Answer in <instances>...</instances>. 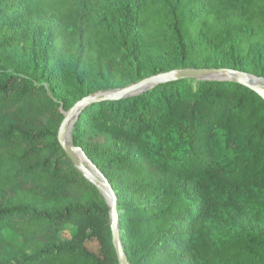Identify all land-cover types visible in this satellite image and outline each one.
Wrapping results in <instances>:
<instances>
[{
  "label": "trees",
  "instance_id": "trees-1",
  "mask_svg": "<svg viewBox=\"0 0 264 264\" xmlns=\"http://www.w3.org/2000/svg\"><path fill=\"white\" fill-rule=\"evenodd\" d=\"M214 50L264 76V0H0V264H119L107 201L58 141L60 107L112 80L222 68ZM72 142L115 192L129 264H264V229L207 228L264 218L251 88L182 78L92 101Z\"/></svg>",
  "mask_w": 264,
  "mask_h": 264
},
{
  "label": "water",
  "instance_id": "water-1",
  "mask_svg": "<svg viewBox=\"0 0 264 264\" xmlns=\"http://www.w3.org/2000/svg\"><path fill=\"white\" fill-rule=\"evenodd\" d=\"M182 78H193L198 80H230L243 84L264 98V77L237 71L231 68H187L174 69L150 76L136 83L130 84L115 91H103L88 95L76 101L68 110L60 109L63 120L58 130V141L65 153L88 179H90L103 193L109 206V217L111 227L112 245L119 264H129L123 251L120 240L119 213L117 210V199L114 190L105 176L87 157L82 148L75 146L72 142V131L77 118L80 116L84 106L92 101L120 99L135 96L151 89L157 84L170 82ZM71 141L68 142V135Z\"/></svg>",
  "mask_w": 264,
  "mask_h": 264
},
{
  "label": "rangeland",
  "instance_id": "rangeland-1",
  "mask_svg": "<svg viewBox=\"0 0 264 264\" xmlns=\"http://www.w3.org/2000/svg\"><path fill=\"white\" fill-rule=\"evenodd\" d=\"M211 61L215 62L219 67L220 65H224L225 68H231V62L229 61L228 57L223 55L221 52L214 50L212 53ZM257 77H264L258 76ZM125 85H121L116 81H109L106 87H95L92 88L91 94H96L103 91H115L117 89L123 88ZM91 89V88H90ZM60 109L64 110L61 106ZM208 231L211 235H218V236H231L234 235L238 229H242L245 231H255L259 232L264 229V218L250 213L245 215L243 218L235 221V220H226L223 221L221 224H211L208 225ZM87 247L96 252L100 253V246L96 240L89 241L87 243Z\"/></svg>",
  "mask_w": 264,
  "mask_h": 264
},
{
  "label": "bare ground",
  "instance_id": "bare-ground-1",
  "mask_svg": "<svg viewBox=\"0 0 264 264\" xmlns=\"http://www.w3.org/2000/svg\"><path fill=\"white\" fill-rule=\"evenodd\" d=\"M67 140H68V142H70V141H71V135H70V134L68 135V138H67Z\"/></svg>",
  "mask_w": 264,
  "mask_h": 264
}]
</instances>
